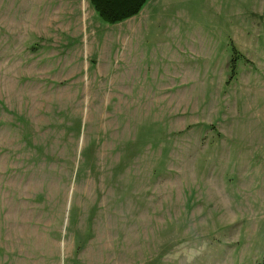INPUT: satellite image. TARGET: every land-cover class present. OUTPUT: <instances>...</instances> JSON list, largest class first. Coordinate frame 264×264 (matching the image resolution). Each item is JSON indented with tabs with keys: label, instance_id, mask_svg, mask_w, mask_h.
I'll return each mask as SVG.
<instances>
[{
	"label": "rangeland",
	"instance_id": "rangeland-1",
	"mask_svg": "<svg viewBox=\"0 0 264 264\" xmlns=\"http://www.w3.org/2000/svg\"><path fill=\"white\" fill-rule=\"evenodd\" d=\"M264 0H0V264H263Z\"/></svg>",
	"mask_w": 264,
	"mask_h": 264
},
{
	"label": "trees",
	"instance_id": "trees-1",
	"mask_svg": "<svg viewBox=\"0 0 264 264\" xmlns=\"http://www.w3.org/2000/svg\"><path fill=\"white\" fill-rule=\"evenodd\" d=\"M89 1L99 18L109 24H115L136 15L146 2V0Z\"/></svg>",
	"mask_w": 264,
	"mask_h": 264
}]
</instances>
